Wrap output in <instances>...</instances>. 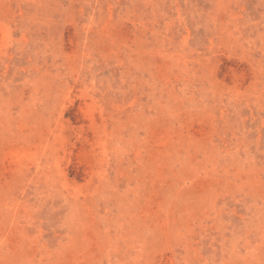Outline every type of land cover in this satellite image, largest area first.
<instances>
[{
  "label": "rangeland",
  "instance_id": "374dc122",
  "mask_svg": "<svg viewBox=\"0 0 264 264\" xmlns=\"http://www.w3.org/2000/svg\"><path fill=\"white\" fill-rule=\"evenodd\" d=\"M0 264H264V0H0Z\"/></svg>",
  "mask_w": 264,
  "mask_h": 264
}]
</instances>
